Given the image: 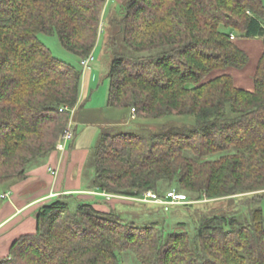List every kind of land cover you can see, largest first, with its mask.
<instances>
[{"label": "trees", "instance_id": "trees-1", "mask_svg": "<svg viewBox=\"0 0 264 264\" xmlns=\"http://www.w3.org/2000/svg\"><path fill=\"white\" fill-rule=\"evenodd\" d=\"M107 1L0 0V201L56 150L70 120L61 108L81 98L84 70L39 35L57 34L82 65L98 44ZM120 13L109 26L119 29L107 41V105L195 122L149 136L103 134L85 168L93 170L88 188L138 196L176 185L199 200L251 192L240 201L247 218L195 211L193 232H166L60 194L38 208L36 231L17 238L0 264H124L125 251L142 264H264V52L253 90L229 73L212 76L247 65L235 38L264 40V1L125 0Z\"/></svg>", "mask_w": 264, "mask_h": 264}, {"label": "rangeland", "instance_id": "rangeland-1", "mask_svg": "<svg viewBox=\"0 0 264 264\" xmlns=\"http://www.w3.org/2000/svg\"><path fill=\"white\" fill-rule=\"evenodd\" d=\"M122 3L112 0L108 9L104 11L102 15L101 35L98 44L95 50L93 51L94 60L91 62V68H89L92 69V73L94 77L92 80V87H94L95 90L93 92V97L87 100L85 106H88L86 108L94 107L96 109L95 105L96 106L103 105L104 113H102V111H99L97 109V111L95 110V114L91 112V118L94 121H97L98 119H104V121H107L108 123L103 126L90 124L89 126L86 127L83 126L78 127V131L85 129L82 139L83 141L88 143L86 145L91 144L93 145V147L96 145L97 143L96 141H98L97 139H100V137L103 134L136 132L149 136L154 133L160 131H166L171 128H177V127L187 128L195 122L194 116L178 115L176 113L173 115H169L157 119L147 118L144 116L140 117L136 110L133 111V108L130 110L132 113L131 119H128L126 115L124 116V113H126L128 109L123 107H107V98H108V90H109L108 73H109L110 63L112 60V52L114 49L113 45L111 44L107 45V41L109 40L110 36H112L111 42H109L112 43L113 42L112 40L114 38L113 34L115 33L116 30L119 29L118 27H116L114 31L113 28L109 27L110 19L112 17H120L121 15L120 9L122 7ZM39 38L48 47H50V49L52 50L53 54L56 57L71 62L77 65L80 69H83L84 70L83 75H85L86 72L91 71L89 69H85L81 65L80 59L77 55L67 50L63 46L57 34L49 35L46 33H41L39 35ZM120 49L122 48H119V50ZM81 98H83V93L81 95ZM85 101L86 100L84 99L83 102ZM102 115H105V118H102ZM121 120L127 121V123H124ZM111 121H115V122H111ZM218 156L219 154H216L213 155L212 158H217ZM89 167L90 166L88 164V168ZM173 187L176 188V185H173ZM162 188L166 190L169 188V186L166 183V185H163ZM183 192L186 193L187 195L189 194L188 191L183 190ZM251 194H252L251 192H248V193L233 195L231 197L202 198L200 200L197 199L196 197H192V199H190L191 197H189L190 199L189 202L174 205L169 210L164 209V207H162L161 205H157L156 203L143 202L140 200L138 201L132 198V197H141V195L127 196V195L116 194L121 197L116 196L111 199L106 198V196L104 195L101 194L99 195L103 196L105 200L108 201L115 199L116 206L113 209H115V211L127 223H134L136 225L141 226V225H148L153 222H158L162 227H164L166 232L181 231V230H188L193 232L195 230L196 222H194L195 220L194 217L192 216L195 211L198 212L197 218H199L202 214L205 213L225 211L227 214L237 215L240 219L244 221L245 218H247L248 207L246 205L241 204L240 201L243 200L246 196H250ZM186 204H191V206H187ZM261 207L263 208V212H264V197L261 200ZM180 221H186L188 222L187 223L188 225L185 227H181L179 225ZM120 258L124 264H142L137 259L136 255L131 251H125L123 253H120Z\"/></svg>", "mask_w": 264, "mask_h": 264}, {"label": "crops", "instance_id": "crops-1", "mask_svg": "<svg viewBox=\"0 0 264 264\" xmlns=\"http://www.w3.org/2000/svg\"><path fill=\"white\" fill-rule=\"evenodd\" d=\"M111 1H107L105 10L108 9ZM114 1L122 3L124 0ZM235 39L237 44L248 53L249 62L243 68L229 67L216 70L212 76L229 73L233 76L237 87L253 90L255 87L254 75L259 59L264 52V40L262 37H236ZM89 70L91 71L83 75L81 89L83 98H80L79 106L73 118L74 139L68 142L64 150L53 151L45 162L32 167L24 180L13 183L3 191L6 193V197L0 201V259L8 255L12 243L17 238L36 231V212L38 208L57 195L77 194L80 198L92 202L95 208L104 212H110L116 206L115 199L108 201L99 194L93 195L90 193V191L96 190L88 188L93 170L91 169L88 175L85 174L93 145H86L88 143L82 139L85 129L78 131V127H86L90 124L101 126L108 124L104 119L94 121L91 118V112L95 114L97 109L104 113L103 105H95L96 109L94 107L86 108L88 106H85L87 100L93 97L95 90L92 87L94 78L92 69ZM84 99L85 102H83ZM107 107L110 106L107 105ZM131 114V111L128 110L124 113V116L126 115L128 119H131ZM102 118H105V115H102ZM122 122L127 123V121ZM52 170H55L56 173H53Z\"/></svg>", "mask_w": 264, "mask_h": 264}, {"label": "built area", "instance_id": "built-area-1", "mask_svg": "<svg viewBox=\"0 0 264 264\" xmlns=\"http://www.w3.org/2000/svg\"><path fill=\"white\" fill-rule=\"evenodd\" d=\"M93 60H94L93 54L83 59L82 60L83 67L85 69H88ZM77 107H78L77 105L73 107L66 105L61 108V110H68L70 112V120H69V124L67 128L62 134L61 140L57 144L56 150H64L68 142H70L74 138L73 116L75 115ZM133 111H135L134 108H133ZM52 171L53 173H56L55 170H52ZM90 192L93 194L104 195L108 199L118 196L116 194L107 193L106 191H102V190H93ZM118 197H121V196H118ZM132 198L138 201L140 200L143 202L156 203L157 205L163 206L164 209L166 210H169L174 205H178V204L190 201L189 196L186 193H184L183 191H179L176 188L168 189L166 190L164 194L158 193L157 191H154V190H148L144 192L141 195V197H132Z\"/></svg>", "mask_w": 264, "mask_h": 264}]
</instances>
